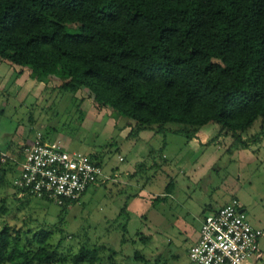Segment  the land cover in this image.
<instances>
[{"label": "trees", "instance_id": "obj_1", "mask_svg": "<svg viewBox=\"0 0 264 264\" xmlns=\"http://www.w3.org/2000/svg\"><path fill=\"white\" fill-rule=\"evenodd\" d=\"M0 61L64 94L87 91L98 108L133 123L132 134L180 125L189 140L214 124L245 149L241 135L260 120L264 137V0H0ZM17 172L0 154V192ZM8 210L1 198L0 217ZM50 239L6 225L0 264L105 262L103 248L63 256ZM126 259L147 263L137 252Z\"/></svg>", "mask_w": 264, "mask_h": 264}, {"label": "rangeland", "instance_id": "obj_2", "mask_svg": "<svg viewBox=\"0 0 264 264\" xmlns=\"http://www.w3.org/2000/svg\"><path fill=\"white\" fill-rule=\"evenodd\" d=\"M133 126L111 109L98 108L87 91L64 94L52 81L0 61V154L16 158L40 133L48 143L60 140L68 152L97 160L109 178L63 210L44 200L18 199L10 177L11 187L0 192L9 208L0 217V230L7 225L24 232L49 231V244L59 245L63 256L82 245L103 248L104 264L110 252L116 253L117 264H191L187 253L200 220L236 199L250 225L263 233L257 264H264L260 120L241 135L249 141L245 149L233 147L232 138L214 124L189 140L178 133L180 125L137 134ZM149 156L156 167L150 166ZM143 163L146 170L130 179ZM135 252L147 263L126 259Z\"/></svg>", "mask_w": 264, "mask_h": 264}, {"label": "built area", "instance_id": "obj_3", "mask_svg": "<svg viewBox=\"0 0 264 264\" xmlns=\"http://www.w3.org/2000/svg\"><path fill=\"white\" fill-rule=\"evenodd\" d=\"M20 155L18 160L1 154V162L9 160L18 166L12 186L20 200L38 199L62 207L77 202L90 187L109 181L90 158L68 152L60 140L48 143L40 133ZM262 237L248 222L239 201L233 199L203 217L198 240L187 256L191 264H250L251 260L257 264L262 258Z\"/></svg>", "mask_w": 264, "mask_h": 264}, {"label": "crops", "instance_id": "obj_4", "mask_svg": "<svg viewBox=\"0 0 264 264\" xmlns=\"http://www.w3.org/2000/svg\"><path fill=\"white\" fill-rule=\"evenodd\" d=\"M17 159L18 160H20L21 159V156L20 157H17ZM17 174H18V172L13 176V178H15L16 176H17ZM18 198V197H17ZM228 204V203H227ZM226 205V204H225ZM224 206V205H223ZM220 208V207H219ZM219 208H216V209H209L210 211H211V214L212 213H214L217 209H219ZM244 210V209H243ZM245 212V211H244ZM200 222H201V220H200ZM200 222H199V227H200ZM198 237H199V230H198V233H197V236H196V238H195V240H194V242H193V244L191 245V246H193L196 242H197V240H198ZM262 239V238H261ZM261 239H260V241H259V246H260V243H261ZM190 246V247H191ZM260 248V247H259ZM261 254L263 255V253L261 252Z\"/></svg>", "mask_w": 264, "mask_h": 264}]
</instances>
